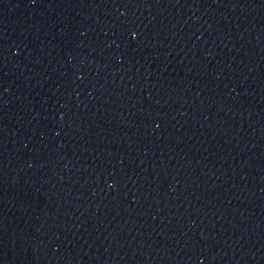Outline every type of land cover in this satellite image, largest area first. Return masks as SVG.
Here are the masks:
<instances>
[{
	"label": "water",
	"instance_id": "water-1",
	"mask_svg": "<svg viewBox=\"0 0 264 264\" xmlns=\"http://www.w3.org/2000/svg\"><path fill=\"white\" fill-rule=\"evenodd\" d=\"M0 264H264V0H0Z\"/></svg>",
	"mask_w": 264,
	"mask_h": 264
}]
</instances>
